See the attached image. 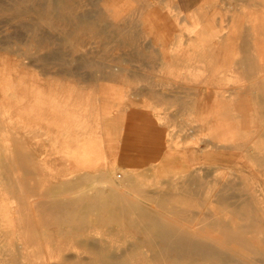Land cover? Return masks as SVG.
<instances>
[{"label": "rangeland", "instance_id": "1", "mask_svg": "<svg viewBox=\"0 0 264 264\" xmlns=\"http://www.w3.org/2000/svg\"><path fill=\"white\" fill-rule=\"evenodd\" d=\"M15 1L0 0L1 202L35 219L47 201L95 203L108 186L100 172L115 160L118 181L124 171L136 178L137 191L125 197L152 215L249 217L264 236V0H69L74 9L61 13L74 24L17 15ZM84 17L88 25L78 22ZM205 25L214 35L202 46L195 38ZM214 77L227 82L216 88ZM199 93L204 110L216 109L209 124H228L235 141L207 134ZM141 114L149 132H131L129 118ZM157 130L166 141L160 151ZM90 144L102 146L103 164L74 167L67 154ZM82 175L90 181L54 194ZM11 187L21 195L6 193ZM109 229L96 227L89 241L103 246ZM35 237L29 250L48 264L73 254L56 228Z\"/></svg>", "mask_w": 264, "mask_h": 264}, {"label": "bare ground", "instance_id": "2", "mask_svg": "<svg viewBox=\"0 0 264 264\" xmlns=\"http://www.w3.org/2000/svg\"><path fill=\"white\" fill-rule=\"evenodd\" d=\"M73 6L74 3L69 0H16L10 10L17 15L34 12L43 18L49 17L50 24H53L55 19L74 24L75 18L61 13L65 9H74ZM86 19L87 17L83 20L79 18L78 22L88 25L89 21ZM230 77L231 79L227 81H234L236 78L232 75ZM227 81L217 79L213 83L222 87ZM0 117L3 118L1 112ZM206 124L207 134L216 142L222 144L235 141L233 136L237 135L238 131L228 124L222 122L216 124L206 122ZM67 155L74 167H82L86 163L87 152L83 148L74 154L71 151ZM257 160L260 161L258 158ZM116 169L112 167L100 172V181L108 186L102 187L93 197L95 203H85V196H80L81 199L77 202H72V199L68 202L67 198L63 199L66 202L61 199V201H47L48 205H40V208L42 207L38 211L40 215L35 219L30 218L32 217L30 213V217L25 212L21 214L19 212L21 209L15 207L17 205L0 201V264H48L39 253L36 255L29 249L33 246L31 239H36L35 236L39 231L44 232L52 228L58 229L64 236H69L72 241L73 254L67 259L68 263L65 259L59 260L61 264H264L263 228L261 229L258 220L244 218L245 215H242L243 218L235 216L238 217L237 219L216 217L210 219L203 216L194 217V215L192 217L152 215L123 194L127 189L137 191L135 175L124 171V179L118 181L115 178ZM87 177L82 175L67 184L64 183L65 185L54 190V194L72 190V184L90 181ZM249 179L253 178L249 177ZM6 191L8 188L5 189ZM17 192H20L19 187H11L6 193ZM50 196H53V192ZM142 196L145 198V195ZM158 198L160 197L156 199ZM20 202L22 201L18 203ZM157 204L156 207L160 206L162 210L163 205ZM22 206H24L23 202ZM93 213H96L94 219L91 218ZM14 214L20 217L15 218ZM101 226L110 229L105 234L107 240L98 248L88 238L93 229ZM94 242H97V239Z\"/></svg>", "mask_w": 264, "mask_h": 264}, {"label": "crops", "instance_id": "3", "mask_svg": "<svg viewBox=\"0 0 264 264\" xmlns=\"http://www.w3.org/2000/svg\"><path fill=\"white\" fill-rule=\"evenodd\" d=\"M181 5L188 7L189 2L185 0V1L181 2ZM157 19L159 21H162V22L167 21L166 18L162 17V16H159V18H157ZM213 32H214V30L212 28L205 25L204 27L199 28L198 33H197V38H195V39L199 42L202 41L201 43L203 46L205 43L204 39L208 38L211 35H214ZM162 56H163V51H162ZM217 79H223V78L214 77L213 79H211V81L209 83L214 84L213 81H215ZM214 85L216 88L218 87V85H216V84H214ZM202 100H203V98L200 96V93H199V97L197 99V102L194 105L198 106V108H199L198 116L200 117L202 124H204L206 122L209 123V121L215 120L216 109L214 107H212L213 109H211V110H208V109L204 110L205 108H204V104H203ZM204 113H206V114H204ZM154 116H158V115L154 114ZM206 118H209V119H206ZM128 125H129V130L131 132H136L138 134L142 133V132H146V131L149 132V129H150L149 118L145 114L131 116L128 120ZM155 133L157 134V136L155 135L156 136L155 141L159 145L161 144V149H159V151H160V150L165 148V145H166V141L164 139L165 137H164L163 132L160 130H157ZM84 148H85V151L87 152V156H86V163L82 167L88 169V168L98 167L99 165L103 164L102 160H103V158H105V155L102 152V146H101L100 151L97 150L95 148V146H92L91 144L89 146L84 147ZM168 148H169V146H168ZM195 160L197 161L198 158ZM107 164L109 166L112 165V167L114 166V167L118 168L115 160H111L109 163L107 162Z\"/></svg>", "mask_w": 264, "mask_h": 264}, {"label": "built area", "instance_id": "4", "mask_svg": "<svg viewBox=\"0 0 264 264\" xmlns=\"http://www.w3.org/2000/svg\"><path fill=\"white\" fill-rule=\"evenodd\" d=\"M121 175H118V177H120Z\"/></svg>", "mask_w": 264, "mask_h": 264}]
</instances>
